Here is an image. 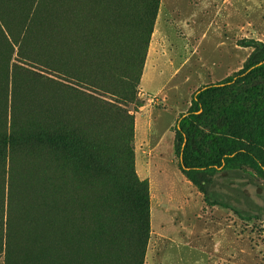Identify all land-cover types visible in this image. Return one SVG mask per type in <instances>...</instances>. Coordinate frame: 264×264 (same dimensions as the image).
Instances as JSON below:
<instances>
[{"label":"rangeland","instance_id":"374dc122","mask_svg":"<svg viewBox=\"0 0 264 264\" xmlns=\"http://www.w3.org/2000/svg\"><path fill=\"white\" fill-rule=\"evenodd\" d=\"M42 1L0 0V264H264V175L216 173L210 191L228 205H210L175 150L194 92L258 58L245 42L264 43V0H83L94 20L77 52L99 70L71 79L54 44L27 33ZM131 158L149 187L143 254L124 220L103 218L99 173L112 180Z\"/></svg>","mask_w":264,"mask_h":264},{"label":"trees","instance_id":"16d2710c","mask_svg":"<svg viewBox=\"0 0 264 264\" xmlns=\"http://www.w3.org/2000/svg\"><path fill=\"white\" fill-rule=\"evenodd\" d=\"M153 1L158 5V0ZM42 5L27 33L31 32L33 25L34 31L43 33L40 40L46 47L54 44L52 51H58L57 73L71 79L78 71H83L82 76L89 77L93 70H99L90 50V59L77 52V48L85 47L82 34L92 29L90 23L94 19L88 18L84 10L89 2L43 0ZM48 19L58 21L53 31L46 25ZM103 24L106 31L108 24ZM245 44L255 49L258 58L225 80L199 88L192 95L189 111L181 114L176 121L175 150L180 170L205 195L210 205H228L210 191L216 173L250 167L264 175V83L261 82V86L252 85L251 90L248 88L253 81L264 78V43L250 39ZM91 148L90 169L98 162L100 145L91 141ZM92 173L95 183L98 174ZM99 176L103 184V218L124 220L131 228L130 244L137 245L141 253H145L151 232L148 182L137 176L133 158L118 176L111 177L112 180L103 179L105 176L100 173ZM106 181L110 187L106 186ZM113 192L122 196V206L111 198ZM99 238L109 241L115 237L110 230H103ZM71 258L77 260L74 253L67 254L66 260Z\"/></svg>","mask_w":264,"mask_h":264}]
</instances>
